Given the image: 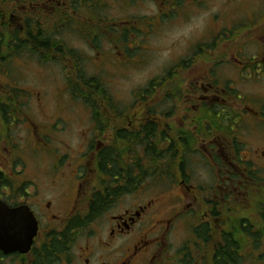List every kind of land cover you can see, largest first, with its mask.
<instances>
[{
	"label": "flooded vegetation",
	"instance_id": "af4514ba",
	"mask_svg": "<svg viewBox=\"0 0 264 264\" xmlns=\"http://www.w3.org/2000/svg\"><path fill=\"white\" fill-rule=\"evenodd\" d=\"M4 1H8L10 7L1 20L8 17L10 31H18L24 36L21 40L23 48L37 51L46 49L42 47L45 46V43L41 45L42 41H48L50 47L53 42L59 43L54 36L62 31L63 21L73 19L66 17L68 11L76 14L80 3V0H0ZM85 1L84 4L91 0ZM203 4H206L205 0H171V6L165 8L162 15L173 18L181 14L178 11L190 6L196 9L195 6L202 7ZM247 17L246 23L235 19L231 29H220L218 22L221 18L215 15L211 19L214 25L217 24L213 33L204 35L200 33L202 30L196 29L179 44L183 55L171 64H187L184 69L174 70L175 73L183 72L186 85L184 99L178 102L184 104L187 114L181 125L170 122L177 101L174 95L170 98L172 103L165 120L160 122L162 119L156 116L154 109L160 93H150L142 94L139 108L132 115L125 116L118 129L114 128L125 131L126 125L133 130L138 127L142 130L144 125L161 127L164 131L182 133L186 145L194 144L199 152L201 150L207 170H212L211 179L195 186L190 183L187 170L179 182L175 183L173 178L167 191L178 186V205H175L172 193L154 199L141 197L135 204L123 202L115 205L120 197L138 193L147 179L141 180L135 190L112 199L109 204L95 203L93 197L105 193L101 188L104 184L97 183L96 179L100 176L97 155L112 143L106 140L97 141L95 145L93 142L84 143L86 151L74 170L64 172L65 169L49 168L54 177L50 183V195L43 196L38 189L32 195L26 188L31 183L25 179V170L15 171L18 162L14 159L12 129L8 130L7 136L2 135L0 201L10 209L27 207L37 221L38 231L27 253L4 254L0 251V264H191L194 257L189 243L193 239L200 250V255L196 256L206 259L205 264H218L216 260L228 257L224 252L228 248L231 257L226 259V264H243L246 250L251 252L253 264H264V146H256L254 142L257 140H244L241 130L248 126L252 131L250 125L258 128L264 124V98L242 96L232 86L234 82L215 81L217 72L213 69L226 62V57L233 48L239 47L241 39L250 40L256 49L246 55L245 48H239L228 64L234 66L237 79L239 74L249 73L261 78L253 82L264 80V15L249 14ZM241 33H245L243 38L238 37ZM217 51L222 53L212 58ZM202 62L205 71L198 77L203 82H199L200 89L195 90L192 82L187 85L188 79L193 76L191 67ZM209 64L213 67L208 68ZM198 94L199 97H195ZM193 106H196L195 110ZM22 124L28 125L32 135L35 123L25 119ZM155 130L164 132L160 128ZM254 135L258 137L257 132ZM171 142L165 138L163 146L169 147ZM61 161L58 158L56 162ZM58 175L68 177L67 186L62 185L61 180L55 181ZM119 182L123 191L125 182ZM192 217L194 222L190 221ZM184 232L189 237L177 242L176 237ZM190 234L193 235L191 240ZM52 240H57L56 248L60 249L52 253L53 258L47 262L48 255L44 250Z\"/></svg>",
	"mask_w": 264,
	"mask_h": 264
},
{
	"label": "rangeland",
	"instance_id": "374dc122",
	"mask_svg": "<svg viewBox=\"0 0 264 264\" xmlns=\"http://www.w3.org/2000/svg\"><path fill=\"white\" fill-rule=\"evenodd\" d=\"M205 1L206 4L202 7L195 6L194 9L190 6L188 8L190 10L183 9L178 11L181 12L180 15L168 18L162 14L166 12L165 8L167 10L171 6V0H91L86 4L85 0H80L78 14L72 15L69 10L66 17L71 16L73 19L63 21L62 31L54 37L68 49L76 51L81 57L82 64H42L37 55L30 53L9 57L8 62L3 61V64H0V93L7 94L8 88L24 93V98L22 99L21 95L17 100L27 115L25 119L35 123L32 135L26 124H19L16 129L13 127L11 130L15 147L14 159L18 162L15 171L25 170V179L31 183L26 188L32 195L38 189L43 196H48L51 190L50 183L54 178L49 173V168L53 166L56 171L65 169L64 172H67L66 169L74 170L78 165V159L86 151L84 143L93 142L95 145L97 141L106 140L109 143L112 141L115 132L118 131L114 128L120 126L125 116L132 115L139 108L138 95L150 80H161L172 66L177 65L171 63L183 55L179 44L184 43L190 33H195L196 29L202 30L200 33L204 35L213 33L217 24L214 25L211 19L215 15L221 18L218 22L220 29H231V23L235 19L246 23L249 14L264 15L262 13L264 0H241L239 5L238 0ZM2 29L0 26V35L1 32L6 34L9 31L8 28ZM84 34H87L88 38H83ZM244 34L241 33L238 37L243 38ZM241 40L238 43L239 47L233 48L228 54L225 63L217 64V68L211 64L207 67H213L217 72V75L214 74L215 81L234 82L232 86L240 95L264 98V80L260 83L253 82L261 78H255L249 73L239 74L237 79L234 66L228 64L239 48H245L246 55L256 49L252 41ZM1 49L3 55L5 49L2 47ZM18 50L30 51L27 47ZM221 53L217 51L212 58L219 57ZM204 64L202 62L191 67L194 72L193 76H189L187 85L192 82L195 90H199V82H203L198 74L205 71ZM78 74L86 79H97L102 83L105 97L111 100L108 103V100L98 94L90 96L92 105H96L98 122L93 116V110L72 95L69 81L78 82L76 76ZM194 76L196 79H191ZM195 97H199V94ZM171 103L170 98L162 104L159 102L154 107L156 116L162 119ZM192 108L195 110L196 106ZM185 110L183 103L176 102L170 122L175 126L181 125L183 119L187 117ZM258 128L250 125L254 132L249 131L248 126L241 130L244 140H257L258 142H254L256 146H264V124ZM128 130L133 131L130 127ZM255 132L258 133V137L254 135ZM138 153L142 156L141 149ZM201 155V150L200 152L198 150L195 154L187 155L185 159L187 173L191 176L190 183L195 186L204 184L212 176L211 168L207 170ZM58 158L62 159L60 163L56 162ZM89 163H92L91 156ZM174 176L177 182L179 177L177 178L175 174ZM164 177L147 178L144 187L138 193L126 195L125 198L117 197L115 205L123 202L128 205L135 204L141 197L154 199L167 193L175 195V205H178L180 193L178 186H173L167 191L172 185L173 175L169 173ZM56 180H61L64 186L68 185L67 176L58 175ZM96 182L105 184L106 178L100 176ZM208 184H211V181ZM190 221L194 222V218L192 217ZM187 237L189 235L186 232L181 233L176 237V241L183 242ZM192 238L193 235L190 234V240ZM189 246L194 257L191 264H205L206 259L196 256L200 255L197 241L193 239ZM246 252L243 264H253L252 256L249 255L251 252L248 250Z\"/></svg>",
	"mask_w": 264,
	"mask_h": 264
},
{
	"label": "trees",
	"instance_id": "16d2710c",
	"mask_svg": "<svg viewBox=\"0 0 264 264\" xmlns=\"http://www.w3.org/2000/svg\"><path fill=\"white\" fill-rule=\"evenodd\" d=\"M9 7L10 4L8 1L0 2V26L3 27L2 30H4V28L9 29L6 34L1 32L0 35V64H3V61L8 62L9 57H17L25 53L37 55L42 64H82L80 55L76 51L68 49L60 42H53V45L50 47L48 46V41H42L41 45L45 43V46L43 45L42 47L46 49L37 51L28 47L30 51L22 50L19 52L18 48H23L21 40L24 36L18 31H10L8 17L1 20L2 15L8 11ZM83 38H88L87 34H85ZM1 47L5 49L3 55ZM126 54L128 55L127 50ZM186 65L187 64H178L169 69L161 80L149 82L145 86L146 88L138 95L140 104L142 103V99H140L141 95H150V93H160V104L168 98H172V94L175 97L174 99L177 100V103L182 102L186 93L185 80L183 79V72L175 73L174 70H177V68L184 69ZM76 76L78 82L74 83L69 81L72 95L76 99L82 100L87 107L93 110V116L98 120L96 105H92L90 96L98 94L108 100V103H110L111 100L105 97L106 93L102 83L97 79H86L81 77L80 74ZM21 95L23 99L25 94L14 88H8L7 94L3 92L0 93V137L2 135L7 136L8 130L13 127L16 129L19 124L25 121L26 114L17 100ZM108 103L107 105L110 106ZM163 119H165V115H163L160 122H162ZM127 122L129 121L127 120ZM126 127L127 130L125 131L115 132L111 141L115 144L114 146L111 143L109 147L100 151L97 155V159L99 158L97 163L99 168L98 171L100 176L106 178L105 184L101 187L105 190V195H95L93 197L94 202L99 205L109 204L112 199L130 193L135 190V186L138 185L141 180L144 182V180L149 177H160V175L165 176L171 173L175 179V183L176 178L174 174L177 178L179 177L177 179V182H179V180L183 178V172L186 170L185 159L187 155L191 153L195 154L198 151L194 144L186 145L183 141L185 139L184 135L180 132L164 131L161 127H154L152 125H144L142 126V130L138 128L133 131L128 130L130 126L126 125ZM156 128H160L164 132L160 130L156 132ZM116 129H118V127ZM165 138L172 140L169 147L163 146ZM118 144L120 145L117 146ZM139 149L142 150V156L138 153ZM122 173H124V176H122ZM115 177H117V180H115ZM118 180H123V183L125 182V189H123V191L121 190V186H119L120 182ZM57 245V240H52L50 246L45 247L44 253L48 255L46 258L47 262L53 258L52 253L59 251L60 248H56ZM224 252L228 257L224 256L223 259L216 260L218 264H226V259L231 257L229 248L225 249Z\"/></svg>",
	"mask_w": 264,
	"mask_h": 264
},
{
	"label": "water",
	"instance_id": "95a60500",
	"mask_svg": "<svg viewBox=\"0 0 264 264\" xmlns=\"http://www.w3.org/2000/svg\"><path fill=\"white\" fill-rule=\"evenodd\" d=\"M37 231V222L27 207L10 209L0 201V251L27 253Z\"/></svg>",
	"mask_w": 264,
	"mask_h": 264
}]
</instances>
